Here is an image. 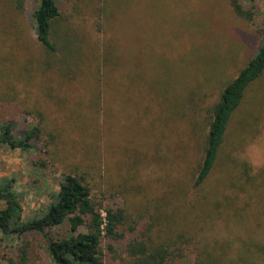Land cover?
<instances>
[{
    "label": "rangeland",
    "instance_id": "obj_1",
    "mask_svg": "<svg viewBox=\"0 0 264 264\" xmlns=\"http://www.w3.org/2000/svg\"><path fill=\"white\" fill-rule=\"evenodd\" d=\"M14 1L0 0V11L14 15ZM24 1L33 38L36 2ZM59 1L70 16L67 0ZM129 1H122L120 8L130 11L124 20L123 12L117 13L109 35L121 64L116 88L121 95L101 101V116L108 111L116 118H104L103 124L100 117L101 137L90 151L102 167V179L96 180L104 190L119 192L133 218L143 214L144 223L154 224L147 234L150 244L183 251L186 263L213 258L216 264H264V76L247 90L233 116L213 173L195 187L209 110L264 43V0L245 3L256 13L254 22L239 17L230 0H151L149 5L132 0L133 14ZM71 23L76 47L83 34L91 39L90 22ZM48 112L63 130V120L54 119L56 107ZM13 116L19 127L34 122ZM67 136L65 143L46 140L50 157H44L46 166L39 175L30 161L33 156L0 149V177L14 178L25 218L38 214L59 191L63 176L55 159L65 150L82 166L80 172H94L86 168L81 153L90 149L91 137ZM28 240L37 263L52 264L45 239ZM20 242L6 243L0 233V264H10Z\"/></svg>",
    "mask_w": 264,
    "mask_h": 264
},
{
    "label": "trees",
    "instance_id": "obj_2",
    "mask_svg": "<svg viewBox=\"0 0 264 264\" xmlns=\"http://www.w3.org/2000/svg\"><path fill=\"white\" fill-rule=\"evenodd\" d=\"M122 1L67 0L71 10L67 16L59 0H35L36 6L31 12L33 38L25 22L24 0L14 1L11 11L14 15L0 11V149H17L33 156L30 161L39 175V170L46 166L44 157H50L46 140L65 143L67 135H88L92 145L81 153L86 168L94 171L80 172L82 166L71 161V150H65L62 157L55 159L63 176L59 191L51 195L50 202L38 214L27 218L23 215L14 178L0 177V204L4 205L0 208V233L6 243L21 241L10 264H38L32 242L28 240L37 236L45 239V252L52 264H111L112 261L113 264H188L183 251L170 250L161 243L150 244L147 234L154 224L144 223L143 214L133 218L127 204L119 198V192L104 190L96 180V177L102 179V167L96 165L90 151L98 146L96 138L101 137V118L103 124L104 118H116L108 111L101 116V101L103 98L108 103L111 97L119 99L121 95L116 91L121 64L109 35L115 27L117 13L123 12L124 20L125 12L130 11L120 8ZM135 1L144 5L151 2ZM255 1L230 0V4L239 17L254 22L256 13L253 8L247 9L245 3ZM129 2L133 14L135 6L132 0ZM134 13L140 15L136 9ZM75 19L90 22L91 39L85 34L78 36L82 38L78 47L71 39L75 32L71 21ZM62 37L66 42L61 41ZM263 76L264 43L225 85L218 102L209 110L195 187H202L213 173L233 116L247 90ZM77 95L78 101H75ZM52 107L58 113L54 119L64 122L60 123L63 130L50 119L48 109ZM13 113L20 115L24 122L28 119L34 122L27 128L19 127L21 122ZM193 264L216 262L210 258Z\"/></svg>",
    "mask_w": 264,
    "mask_h": 264
}]
</instances>
